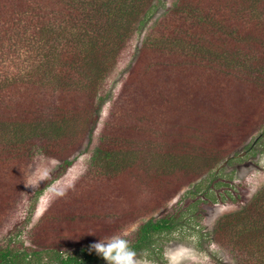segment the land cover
I'll list each match as a JSON object with an SVG mask.
<instances>
[{
    "label": "rangeland",
    "instance_id": "obj_1",
    "mask_svg": "<svg viewBox=\"0 0 264 264\" xmlns=\"http://www.w3.org/2000/svg\"><path fill=\"white\" fill-rule=\"evenodd\" d=\"M177 1L148 0V7L144 9L142 18L140 17L136 23L137 31L132 33L114 60V66L109 69L108 76L102 81H97L99 85L92 107L81 109L76 114L80 118H85L78 125L77 131L69 135L72 137L71 140L64 142L60 140L57 143L51 139L47 140L41 132L36 131L31 133L33 138L25 149L13 153L22 162L18 178L20 183L16 187L15 197L11 198L0 218V250L8 247L14 252L19 250L21 255L29 253L27 264H60L55 254L57 251L63 258L76 256L83 260L85 257L83 250L90 248L91 244L100 239L115 235L129 240L132 245L143 223L150 219L171 218L174 224L171 230L154 235L150 243H145L146 246L137 251L144 264H237L236 251L239 247H232L233 245L226 242L220 246L215 241L216 223L225 214L247 205L264 187V57L262 58L260 49L257 47L258 50L255 49L248 41H241L242 29L245 32L255 26V20L252 19V15L243 17L246 22L239 20L237 0H226L227 3L230 2L229 17L233 14V18L242 23L240 26L242 29L238 28L229 18L231 32L236 34L237 41L227 36L224 38L225 43L222 41L213 43V46L220 48L226 44L231 45L230 55L217 58L216 60L220 62L216 63L218 65L208 71L195 73L193 78L186 80L181 90L183 106L186 107L185 112L183 111L185 115L182 114L184 116L180 117L179 121L182 123V139L176 146L167 143L165 152L178 154L181 150L194 157L195 153H204L203 146L205 150L210 151L217 142L220 143L209 136L200 135L196 122L197 118H201L198 114L206 112L207 114L203 116L204 122L212 125L213 115H208L211 109L208 93L212 90L226 96L232 107L240 105L242 128L246 132L249 131L241 146L230 156H225L223 160L219 159L218 163L212 159L199 160L191 171L170 174L168 179L173 190L164 193L166 201L154 207L146 216L134 221L131 218L129 221L126 216V212L129 215L128 210L133 206L120 198L124 191L117 197L109 195L104 198L100 189L99 181L104 173V162L97 163L96 150L104 144L108 145L113 140L124 137L118 132L115 133L113 128L121 126L126 129L128 132L126 137L129 139L135 137L136 143L137 141L145 145L150 143L148 147L152 151L166 138L173 112L169 111L168 117H162L164 125L156 127H149L146 119H140L138 113H128L129 101L136 102L130 94L132 86L128 84V78L138 60L142 44L149 35L159 36V31L164 27L167 29L166 23L169 28L172 27V21L163 17L171 13ZM38 5L47 6L42 0H14L12 6L16 10V16L13 19L21 20L22 27L16 29L10 23H1L0 83L5 87L11 86L16 73L23 70L27 74L37 72L35 68L37 61L34 60L30 46L42 42L35 35L33 12ZM79 12L80 10L75 8L76 17L80 15ZM252 14H257V11ZM42 18L41 15L39 24ZM227 19L228 15L223 11L222 21L225 22ZM209 23L214 29L219 26L214 20ZM227 40L231 41L226 42ZM172 60L173 63L176 62L175 57ZM152 64L162 74L163 80L153 92L162 93L166 87L165 80L171 81L167 77L170 72L163 73L161 65L153 62ZM230 72L237 76L234 82H228L226 74ZM53 73L61 74L60 68L54 66L51 74ZM246 74L251 78L263 74L256 90L250 91L252 94L250 98L260 103L259 107L257 103L246 105L238 98L235 100L236 90L239 92L242 88L240 79L243 80ZM194 78L199 79L196 87L191 83ZM248 84L250 85V80ZM126 88L127 93L121 96L122 90ZM89 94L92 95V92ZM179 105L182 106L181 103ZM166 106H169V103ZM250 106H253V110L249 108ZM159 107L163 109L162 105ZM176 116L180 114L177 112L173 118ZM183 140L185 145L181 149ZM12 150L6 149L1 161H6ZM54 152H59L61 157H51V154H56ZM151 158L142 155L139 159L141 162L136 161V164H139L135 167L137 171H132L133 174L127 178L129 185L123 189L129 188L130 194L138 196V201L146 199L148 190L150 193L154 192L151 190L152 186L150 187V177L163 175L159 166L151 168L148 165L150 161L153 162ZM48 182L51 184L45 187ZM59 197L62 198L61 202L59 201V206H55L56 208L50 212L49 217L50 224L55 227L50 233L57 234L48 241L52 248L48 249L38 244V247L32 248L34 242L31 231L53 201ZM88 198L95 199L94 205L85 213L86 215L80 214L77 210L80 209V205L83 210L88 207L82 203ZM137 208L139 205L132 210ZM74 213L76 216L71 221ZM42 248L50 253H45ZM38 252L41 254L33 255ZM258 257H261L260 253ZM82 264L88 263L82 261ZM92 264H106V261L101 259Z\"/></svg>",
    "mask_w": 264,
    "mask_h": 264
},
{
    "label": "trees",
    "instance_id": "obj_2",
    "mask_svg": "<svg viewBox=\"0 0 264 264\" xmlns=\"http://www.w3.org/2000/svg\"><path fill=\"white\" fill-rule=\"evenodd\" d=\"M13 1L0 0V27L1 23H10L16 29L22 27L21 20L13 19L16 16V10L12 6ZM237 1L239 20L246 22L243 17H251V15L255 20V26L245 32L240 27L241 21L234 19L233 14L229 17L230 2L227 3L226 0H178L171 13L163 17L172 21V27L169 28L166 23L167 29L164 27L159 31V36L149 35L142 44L138 60L128 78V84L132 86L130 94L136 101H129L128 113H138L140 119H146L149 127H156L164 125L162 117H168L167 113L172 111L166 138L152 151L148 147L150 143L147 145L138 141L136 143L135 137L127 138L126 129L118 126L113 128L114 132L124 137L115 139L108 145L104 144L96 150L95 155L97 163L104 162V173L99 181L103 197L109 195L117 197L124 191L120 198L130 203L128 204L130 206L139 205L137 209L132 210V207L128 210L129 215L126 212L129 221L130 218L134 221L146 216L154 207L166 201L164 193L173 190L168 179L170 174L191 171L199 160L212 159L218 163L219 159L234 153L249 132L242 128L240 105L232 107L226 96L212 90L208 93L211 100L208 115H213L212 125L204 122L203 116L207 114L206 112L198 114L201 118H197L196 122L200 135L209 136L220 143L217 142L210 151L205 150L203 146L204 153L194 152V157L181 150L178 154L165 152L167 143L176 146L182 139V123L179 121L180 117L185 115L186 107L183 106L181 90L186 80L193 78L195 73L208 71L218 65L216 63L220 62L216 60L217 58L230 55L231 45L226 44L220 48L213 46V43L220 41L225 43L224 38L227 36L237 41L236 34L231 32L229 18L236 27L242 29L241 41H248V44L255 49H260L261 56L264 57V0ZM42 2L47 6L38 5L33 12L36 24L35 35L42 42L30 46L34 60L37 61L35 66L37 72L27 74L23 70L21 73H16L11 86L5 87L0 83V218L2 213H5L11 198L15 197L16 187L20 183L18 178L22 162L13 153L25 149L33 138L31 133L36 131L41 132L47 140L51 139L57 143L60 140L64 142L72 139L69 135L77 131L78 125L85 118H80L76 114L81 109L92 107L99 85L97 81H102L108 76L109 69L114 66V60L121 53L132 33L137 31L136 23L140 17L142 18L144 9L148 7V0H42ZM75 8L80 10L78 17L75 16ZM223 11L228 15L225 22L222 21ZM255 11L257 14H252ZM41 15L43 18L39 24ZM213 20L219 23V26L216 25L217 29L210 27L209 22ZM173 57L176 59L175 63L172 62ZM152 62L161 65L163 73L170 72L167 77L171 81L165 80L166 87L162 93L153 92L163 80L162 74L155 69ZM54 66L60 68L61 74H55L57 70L51 74ZM226 75L228 82H234L237 77L231 72ZM262 75L251 78L246 74L243 80L240 79L242 88L239 92L236 90L235 100L238 98L246 105L257 103L250 98L252 95L250 91L256 90ZM197 80L199 79H192L193 87L198 85ZM248 80L250 85H247ZM90 92L92 95L89 94ZM126 93L127 88L122 90L121 96ZM248 93L250 94L246 95ZM166 103H169V106H166ZM160 105L163 109H160ZM253 106L249 108L253 110ZM257 106L259 107L260 103H257ZM177 112L180 116L174 119ZM157 116H160L159 119H156ZM184 145L183 140L181 149ZM8 148L13 150L3 162L1 157ZM51 155V157H61L59 152ZM142 155L147 158L151 156L153 162L150 161L148 165L151 168L155 165L159 166L163 175L150 177V187L152 186L151 190L154 192L150 193L147 189L149 194L146 199L138 201V196L130 194L129 188L123 189L129 185L127 179L129 175L137 171L135 167L139 164H136V161ZM67 164L71 165L70 162ZM50 184L51 182H48L45 187ZM61 199L59 197L53 201L40 222L31 231V238L35 243L31 242L32 248L38 245L52 248L48 241L56 233H50L55 227L50 224L49 217L50 212L59 206ZM93 200L95 199L83 200L82 203L88 207L83 210L80 205L77 212L85 214L92 209ZM75 216L74 213L71 221ZM107 220L111 222L110 219ZM173 226L171 218L150 219L140 226L135 243H132L131 247L137 252L146 246L145 243H150L154 235L167 232ZM214 239L220 246L226 242L233 245L232 247H239L236 251L237 264H264V187L247 205L225 214L217 221ZM4 249L0 250V264H27L29 253L21 255L19 250L14 252L8 247ZM42 249L45 253H50L45 248ZM83 251L85 253L83 260L76 256L63 258L59 251L55 254L60 264H82V261L92 264L102 259L95 252H89V248ZM259 253L261 257H258ZM35 254L39 255L41 252L33 255Z\"/></svg>",
    "mask_w": 264,
    "mask_h": 264
},
{
    "label": "clouds",
    "instance_id": "obj_3",
    "mask_svg": "<svg viewBox=\"0 0 264 264\" xmlns=\"http://www.w3.org/2000/svg\"><path fill=\"white\" fill-rule=\"evenodd\" d=\"M89 251L95 252L106 264H144L131 247L130 241L120 236L100 239L90 245Z\"/></svg>",
    "mask_w": 264,
    "mask_h": 264
}]
</instances>
